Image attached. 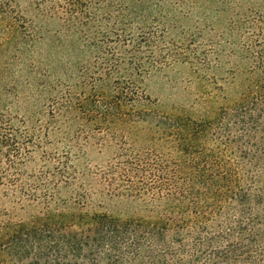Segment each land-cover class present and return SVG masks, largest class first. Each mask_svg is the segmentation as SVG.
<instances>
[{"label": "trees", "instance_id": "obj_1", "mask_svg": "<svg viewBox=\"0 0 264 264\" xmlns=\"http://www.w3.org/2000/svg\"><path fill=\"white\" fill-rule=\"evenodd\" d=\"M17 1L4 0V17L15 13ZM194 1L29 0L38 19L57 26L55 42L70 36L92 48L95 62L91 71L79 75L88 93L61 84L53 87L46 127L24 131L22 137L34 142L47 138L48 128L55 127L52 132L68 140L69 153L75 154L84 148L79 140L85 146L103 134V146L111 142L120 151L106 171L94 177L102 192L168 203L165 219L154 224L89 213L88 195L80 185L85 176L80 178L72 167L69 201L37 195L40 201L34 202H39L41 218L19 225L8 222L0 228V264H168L167 258L173 264H198L199 257H188L189 248L208 252L212 263L204 264H246L243 254H252L259 245L264 249V193L245 188L244 183L257 181V176L246 179L243 170L248 162L258 167L264 153V0H222L220 14L227 27L220 33L208 27H181L180 17L173 13L179 15ZM174 32L179 33L178 42L168 39ZM190 43H229L230 56L244 63L257 93L224 111L216 122L128 112V105L147 99L146 79L178 62ZM98 88L101 93L95 92ZM70 122L77 125L73 132L65 129ZM119 125L129 126L145 145L133 150L114 136L105 138L110 127ZM4 126L8 128V122ZM4 130L7 139L10 129ZM155 138L168 145L163 156L147 144ZM190 233L197 238L192 245L185 244ZM216 239L227 242L224 253H216Z\"/></svg>", "mask_w": 264, "mask_h": 264}, {"label": "rangeland", "instance_id": "obj_2", "mask_svg": "<svg viewBox=\"0 0 264 264\" xmlns=\"http://www.w3.org/2000/svg\"><path fill=\"white\" fill-rule=\"evenodd\" d=\"M221 1L195 0L194 5L187 4L178 11L179 15H173L177 19L180 17L184 29L208 27L220 33L227 27L225 15L220 14ZM17 3L19 7L15 13L4 17V0H0V228L8 222L19 225L41 218L39 202H34L40 201L36 200L37 195L38 199L47 195L49 199L54 198L52 201H69L71 195L67 182L72 167L79 177L85 176L80 185L88 195L86 210L89 213L151 224L164 220L166 200L127 199L102 192V186L94 177H99L100 171H106L120 151L111 142L103 146V134L88 140L85 146L84 140H79L77 144L84 148L75 154L69 153L68 140L52 132L55 127L48 128L51 133L47 138L34 142L28 143L22 137L24 131L44 130L46 127L44 116L49 102L55 97L51 92L53 87L61 84L64 88L75 87L78 93H88L83 90L85 87H81L79 75L90 70V64L95 62V52L67 35H63L61 43L55 42L53 34L57 26L48 19H38L29 0H18ZM28 19L33 20L31 25ZM15 20L16 29L12 23ZM178 37L179 33L174 32L168 39L178 42ZM168 44L181 47L184 43ZM230 51L229 43H190L188 51L181 54L178 62H170L164 70L146 79L143 89L147 99L128 105L126 110L180 117L194 123L219 121L224 111L257 93L256 86L245 73L244 63L232 58ZM186 58L189 60H184ZM238 61L241 65L237 67ZM95 92L101 93L99 88ZM31 116L33 121L29 120ZM6 122L10 129L7 139L4 137L7 133L4 129H8L4 126ZM65 129L73 132L77 125L70 122ZM13 131L21 137H11ZM132 134L129 126H112L105 138L114 136L120 144L139 150L145 144ZM10 137L16 140L15 143ZM147 144L162 156L167 153L165 141L148 139ZM259 161L256 168L249 166V162L243 167L246 179L257 176V181L247 180L244 185L249 191L255 189L264 193V153L259 156ZM187 236L185 244L192 245L197 239L194 233ZM213 245L216 253H224L227 242L216 239ZM246 247L242 252L247 251ZM262 247L256 246L252 248V254L242 255L246 264L264 263ZM191 250L189 248L188 257H199L198 264L212 263L208 252L201 254L202 249ZM172 261L167 258L166 262L173 264Z\"/></svg>", "mask_w": 264, "mask_h": 264}]
</instances>
